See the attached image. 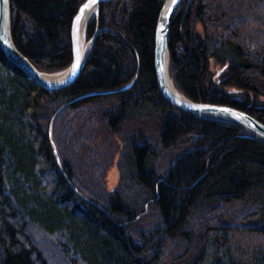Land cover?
Listing matches in <instances>:
<instances>
[{
	"label": "trees",
	"instance_id": "16d2710c",
	"mask_svg": "<svg viewBox=\"0 0 264 264\" xmlns=\"http://www.w3.org/2000/svg\"><path fill=\"white\" fill-rule=\"evenodd\" d=\"M84 2L11 0L15 44L41 72L71 65V26ZM164 2L101 4L86 30L89 41L102 29L91 55L76 83L63 90L40 87L0 48V264H165V251L178 244L186 246L182 258L197 251L176 264H206L211 246L227 252L223 258L213 253L210 264H264V247L244 261L230 252L227 235L264 238V144L244 137L237 126L200 120L164 100L154 66ZM169 46L170 76L180 93L264 123V104L249 98L264 99V0H185ZM226 48L234 55L228 61L220 58ZM212 58L227 66L221 84L228 92L210 79ZM138 73L128 91L78 99L123 88ZM75 99L53 122L58 109ZM146 121L152 122L151 135L138 127ZM128 125L133 127L124 137ZM51 126L65 174L113 220L63 177ZM116 137L124 144L121 181L112 193H99L94 177L103 178V148ZM174 153L161 169L159 160ZM148 203L149 213L137 219ZM205 207L214 221L197 232L193 222Z\"/></svg>",
	"mask_w": 264,
	"mask_h": 264
},
{
	"label": "water",
	"instance_id": "95a60500",
	"mask_svg": "<svg viewBox=\"0 0 264 264\" xmlns=\"http://www.w3.org/2000/svg\"><path fill=\"white\" fill-rule=\"evenodd\" d=\"M117 0H85L80 6L77 14L75 15L71 26V44H72V63L64 71L57 74H47L39 71L33 63L19 50L15 44L12 33V5L11 0H0V48L5 57L16 67L22 70L40 87L48 91H59L73 86L81 76L86 63L93 50L97 35L102 30L98 28L93 37L90 39L89 48L85 50V35L87 26L91 17L98 12L100 5L105 2ZM185 0H165L163 7L160 11L157 27L155 31V48H154V66L157 81V88L164 98L173 107L185 112L195 118L206 121L222 122L237 126L245 131L243 135L246 138L256 140L264 144V123L248 114L234 107L227 105H218L211 103L196 102L190 100L182 93H180L172 84L170 80L169 66H170V33L173 19L179 10L180 6ZM117 33L126 43H128L136 52L130 42L119 32ZM137 53V52H136ZM78 65V66H77ZM139 73L136 78L127 86L108 91H94L81 98L95 95H110L121 93L130 90L136 83ZM78 99L70 101L61 106L53 117V122L59 113L67 106L71 105ZM52 127L51 144L55 155L56 163L60 169L63 177L72 187L73 191L83 200L92 205L99 207L107 217L113 220L111 214L105 210L101 205L88 200L83 194L74 186L70 179L65 174L60 158L56 151L55 144L52 140ZM150 203V202H149ZM146 211L138 216L147 213Z\"/></svg>",
	"mask_w": 264,
	"mask_h": 264
},
{
	"label": "rangeland",
	"instance_id": "374dc122",
	"mask_svg": "<svg viewBox=\"0 0 264 264\" xmlns=\"http://www.w3.org/2000/svg\"><path fill=\"white\" fill-rule=\"evenodd\" d=\"M189 2V1H188ZM195 33L200 37L201 39L204 38V30L200 24H197L195 26ZM90 41H86V44H88ZM220 58L224 59L225 61H228L230 59L234 58V55L232 54V50L229 48L224 49L221 53ZM216 58H212L209 60V74L210 79L213 82L214 86L220 87L224 91L228 92L229 89L224 88L221 84L222 80L224 79L227 66L220 63L219 60ZM233 91V89H230ZM232 94V93H231ZM234 95V96H233ZM234 98H245V95L243 93H236L232 94ZM251 102H255L256 100L261 101L260 103L264 104V99H256L253 95L249 96ZM138 122V121H137ZM154 123V122H153ZM139 128L141 126L144 127V130H146L147 134H153V128H152V122H143L139 123ZM154 125V124H153ZM131 127L133 126H127L123 128L122 136H126L129 131H131ZM156 127V124H155ZM124 144L122 142V139L119 137H116L113 141L111 140L110 143H107L106 146L103 148L104 153L100 159L101 164L107 166V170L105 171V174L103 178L100 177H94V188L98 189L99 193H102L103 191L107 193H112L116 188H118L120 181H121V169H120V154L123 150ZM178 153V152H177ZM177 153L174 154H166L164 155L158 162V166L161 167V169H165L167 167V164L170 162V158L172 156H176ZM174 158V157H173ZM172 160V159H171ZM146 211V207H145ZM149 213V205L147 207V215ZM203 215L202 217H198L195 222H193V228L198 232V230H202L206 225L210 223L211 224L214 221V218L211 217V213L207 212V208H203L202 211ZM142 215V214H141ZM219 215V214H218ZM217 215H215L216 217ZM142 217V216H141ZM140 217V218H141ZM208 217H211L208 219ZM139 218V219H140ZM232 238V242L229 245L230 252L232 255L237 256L238 259H243L245 261L246 257L248 258L249 255L252 254V252L256 249H259L261 247H264V238L262 235L258 234H249L246 232H240V231H233L229 234H227ZM180 246V247H179ZM186 249V246L184 247L182 244L174 247H169L168 250L165 251L166 255V262L165 264H176L179 262H189L190 258L192 257L197 250L195 249H189L187 251L186 257H184V250ZM217 253L222 258L224 257V254H226L227 251H225L224 247H221L220 249H216L214 247H210L209 249V258L206 262V264H210L213 253ZM62 262V261H61Z\"/></svg>",
	"mask_w": 264,
	"mask_h": 264
},
{
	"label": "bare ground",
	"instance_id": "6f19581e",
	"mask_svg": "<svg viewBox=\"0 0 264 264\" xmlns=\"http://www.w3.org/2000/svg\"><path fill=\"white\" fill-rule=\"evenodd\" d=\"M106 3V2H105ZM101 6V5H100ZM100 9V8H99ZM99 13V10H98V12L97 13H95L94 15H97ZM93 15V16H94ZM92 16V17H93ZM91 17V18H92ZM91 20V19H90ZM85 40H86V35H85ZM87 41V40H86ZM86 41H85V43H84V48H85V50H88V48H89V43L88 44H86ZM90 41V40H89ZM40 71V70H39ZM43 73H45V72H43ZM57 73H59V72H57ZM57 73H47V74H57ZM169 73H170V66H169ZM170 80H171V82H172V84H173V86L176 88V86H175V84H174V82H173V80H172V78H171V76H170ZM35 82V81H34ZM36 83V82H35ZM177 89V88H176ZM89 97V96H88ZM85 98V97H84Z\"/></svg>",
	"mask_w": 264,
	"mask_h": 264
},
{
	"label": "snow or ice",
	"instance_id": "6c2138e0",
	"mask_svg": "<svg viewBox=\"0 0 264 264\" xmlns=\"http://www.w3.org/2000/svg\"><path fill=\"white\" fill-rule=\"evenodd\" d=\"M78 66V65H77Z\"/></svg>",
	"mask_w": 264,
	"mask_h": 264
}]
</instances>
